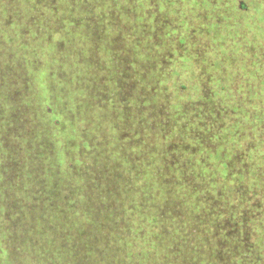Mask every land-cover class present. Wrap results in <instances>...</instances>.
Here are the masks:
<instances>
[{
	"label": "trees",
	"instance_id": "obj_1",
	"mask_svg": "<svg viewBox=\"0 0 264 264\" xmlns=\"http://www.w3.org/2000/svg\"><path fill=\"white\" fill-rule=\"evenodd\" d=\"M262 7L0 0V264H264Z\"/></svg>",
	"mask_w": 264,
	"mask_h": 264
},
{
	"label": "rangeland",
	"instance_id": "obj_2",
	"mask_svg": "<svg viewBox=\"0 0 264 264\" xmlns=\"http://www.w3.org/2000/svg\"><path fill=\"white\" fill-rule=\"evenodd\" d=\"M32 7L36 8V3H32L31 4ZM63 8L64 10H68L69 7L68 5L66 4H63ZM262 9H264V7L260 8V11H259V16L261 17L262 21H264V13H262ZM168 14V13H167ZM169 15V14H168ZM167 15V17H169ZM24 17L23 15V11L19 12V15L17 16L18 18V22L20 19H22ZM162 17H160V15L158 14L155 21V29H156V32H157V37L158 39L160 40H163L165 41V44H166V41H167V38L170 37L171 35H174V25H172L171 27H169V23H164L162 20ZM166 19V17L164 18ZM86 21L90 20L89 17L85 18ZM182 20L183 19V16H182ZM181 20V21H182ZM57 21V20H56ZM205 21V19L203 20V22ZM29 21H27L25 23V27L27 25H29ZM46 23V22H45ZM181 23V22H180ZM47 24V23H46ZM71 26H69L68 24H66V30L65 29H61L59 25H54L53 26V31L51 33V37H50V41H51V53L52 55L54 56V58L56 59H59V53H65V52H62L67 46L70 45V41L68 42V38H69V35L67 34L68 33V29L70 28ZM84 27H87V30L89 28V25H86ZM25 29L24 27L21 26V29ZM33 31H35L38 35L40 34V31H44V27L41 28L40 25H37L36 26V22H35V26L32 28ZM58 30V31H57ZM191 33L190 30H187ZM212 34L213 36L209 39L208 37H210L207 33H203L201 32L200 30L197 32V36L198 38L195 39V40H192V42L189 43L188 40H184V45H183V49L186 51V54L188 57H190L191 55H193V57L195 59H199L202 57V61H205V60H209L211 56H214V50H213V47H214V40L217 41V37H218V32L216 30L212 31ZM247 36V40L251 41V34H246ZM40 37V35H39ZM44 37V36H43ZM214 39V40H213ZM213 40V41H212ZM94 41H95V38H93L91 40V48L88 49V51L85 53V59L89 62L91 59H94V55H95V50H93V44H94ZM153 41H155L153 39ZM28 42V41H26ZM193 42H197V43H193ZM29 43V42H28ZM152 48H153V52L159 57V56H162L161 58H159V61H157V64L159 62H162L165 54L168 55V52L170 54V50H166L165 48L162 50V51H159L156 49V46L153 44L151 45ZM166 46V45H165ZM212 47V48H211ZM178 49V48H177ZM181 49V47H180ZM179 50V49H178ZM35 53V52H34ZM197 55V56H196ZM39 58V56H33V59H37ZM63 59V57L60 58V60ZM167 61V60H166ZM210 61V60H209ZM210 63V62H209ZM161 64V63H160ZM171 63H169V61L165 62L163 64V67L166 66V65H170ZM200 65L206 67L205 65H207V62L203 64V62H201L200 60ZM57 72H58V76L62 77L65 73V71L61 72V67H57ZM132 76V79L134 77V74H131ZM131 88L134 86V83L131 81ZM130 85L128 87H130ZM123 92V91H120V93ZM198 93V92H197ZM197 93L196 94H191L192 97H196L197 96ZM138 108V106H137ZM129 110L131 109V105L130 107L128 108ZM114 112V110L112 111ZM131 128H133V132H137L138 130V124H134L131 126Z\"/></svg>",
	"mask_w": 264,
	"mask_h": 264
}]
</instances>
